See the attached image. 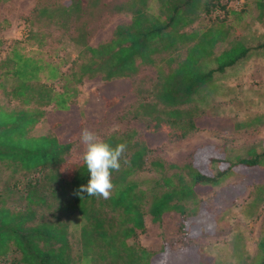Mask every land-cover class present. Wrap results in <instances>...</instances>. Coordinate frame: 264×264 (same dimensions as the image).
Instances as JSON below:
<instances>
[{"label":"trees","instance_id":"1","mask_svg":"<svg viewBox=\"0 0 264 264\" xmlns=\"http://www.w3.org/2000/svg\"><path fill=\"white\" fill-rule=\"evenodd\" d=\"M79 4L80 0L36 3L31 9L32 21L45 18L64 26L76 15L74 19L83 24L80 19L84 12ZM208 6V0L114 3L112 9L127 12L129 21L116 24L110 38L95 46L84 39L87 24L75 27L76 34L71 38L81 48L65 75L47 59L24 53L15 42L0 58V93L19 106L0 105V160L11 173H21L12 188L7 186L2 194L6 198L20 184V201L13 205L19 211L10 219L0 218V264H207L192 247L181 254L168 251L164 243L157 250L141 246L136 238L144 230V215L151 222H159L163 213L174 212L181 216L180 227L190 236L211 234L214 230L209 207L198 198L199 191L231 178L237 166L249 169L253 178L260 176V171L264 176V169L257 170L264 158V140L260 152L249 148L245 157L235 160L216 153L214 147L213 151L204 148L207 155L204 167L199 168L195 160L182 164L148 160L155 148L137 139L135 130L112 132L102 140L113 148L124 143L126 150L119 171H112L111 196L103 199L83 193L81 199L76 190L87 184L90 174L82 157L66 160L71 142L59 139L54 130L61 122L51 124L52 132L33 135L30 131L43 117L42 107L51 105L53 112L69 114L75 86L83 79L99 76L104 83L129 79L141 65L156 67L150 89L154 101L143 104L141 111L150 122L146 137L155 138L162 123L177 127L181 136L194 129L191 111L180 106L209 82L214 72L236 64L248 53V48L234 38L215 52L216 44L228 34L219 23L189 28L200 11L208 12ZM255 8L257 20L264 25V0H255ZM23 39L38 47L44 44L39 32L31 29ZM158 53L167 55L162 58L165 69L156 62L154 55ZM210 62L211 68L207 67ZM62 76L65 80L59 91L41 80ZM9 80L11 85L7 87ZM125 84H118V90H124ZM169 132L165 135L170 136ZM145 166L153 173L152 185L140 188L130 178ZM238 192L234 190V194ZM1 210L7 217L11 212ZM73 219L80 221L75 241L69 230ZM256 249L260 254L256 264H264V229L257 237Z\"/></svg>","mask_w":264,"mask_h":264},{"label":"rangeland","instance_id":"2","mask_svg":"<svg viewBox=\"0 0 264 264\" xmlns=\"http://www.w3.org/2000/svg\"><path fill=\"white\" fill-rule=\"evenodd\" d=\"M45 1L0 0V58L15 42L14 45L24 53L47 59L65 75L81 48L71 38L76 34L75 27L87 24L89 30L83 28L88 33L84 39L95 46L110 38L116 24L129 21L127 12H116L111 7L126 0H80V10L85 13L80 19L83 24L74 19L75 11V16L64 26L52 24L45 18L32 21L35 19L31 9L36 3ZM208 4V12L200 11L199 18L189 28L219 23L228 34L223 42L216 44L215 52L234 38L248 48V53L236 64L214 72L212 79L197 88L190 100L180 106L191 111L194 129L181 136L177 127L162 123L155 138L146 137L150 122L141 111L143 104L154 101L150 89L155 81L156 67L141 65L129 79L109 83H104L99 76L83 79L75 86L77 92L70 113H55L51 105L42 107L44 115L30 134L52 132L51 124L61 122L54 130L59 139L71 142L66 160L82 157L84 145L80 134L84 128L101 139L112 132L133 129L137 139L155 148L148 160L159 159L174 164L195 160L199 168L204 167L203 159L207 155L204 148L207 147L210 151L214 147L216 153L230 160L245 157L249 148L260 152L264 140V25L257 20L255 0H208ZM27 29L39 32L44 44L38 47L22 40ZM154 56L157 64L165 69L162 58L167 55L158 53ZM207 67H213V63ZM41 80L54 91H59L65 79L62 76L53 81L43 77ZM121 83H126L124 90H118ZM6 85L10 86L11 81ZM0 105L19 107L17 101L8 99L3 93H0ZM166 131L171 135H165ZM257 167V170L264 169V158ZM261 173L253 178L249 169L237 166L231 178L199 191L198 198L209 207L214 230L211 234L190 236L180 227L181 216L174 212L163 213L159 222H151L145 214L144 230L137 234V242L148 250H157L164 243L168 251L181 254L192 247L200 260L207 264H256L260 259L256 240L264 229V176ZM20 175V172L11 173L0 160V209L11 211L8 217L0 213V218L10 219L11 214L16 215L19 211L13 205L20 201L17 191L20 184L10 190L6 198L2 194L7 186L12 188L11 184L19 180ZM152 176V171L145 166L130 179L140 188H148L152 185ZM236 189L240 192L234 194ZM79 225L77 219L69 224L74 241ZM0 228H3L1 222Z\"/></svg>","mask_w":264,"mask_h":264},{"label":"clouds","instance_id":"3","mask_svg":"<svg viewBox=\"0 0 264 264\" xmlns=\"http://www.w3.org/2000/svg\"><path fill=\"white\" fill-rule=\"evenodd\" d=\"M80 140L84 145L82 160L90 174V179L86 185H81L76 190V195H80L81 199L83 193H86L87 197L97 196L109 199L113 189L112 171H119L120 160L126 145L120 143L113 148L87 128L82 129Z\"/></svg>","mask_w":264,"mask_h":264}]
</instances>
